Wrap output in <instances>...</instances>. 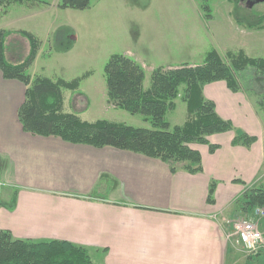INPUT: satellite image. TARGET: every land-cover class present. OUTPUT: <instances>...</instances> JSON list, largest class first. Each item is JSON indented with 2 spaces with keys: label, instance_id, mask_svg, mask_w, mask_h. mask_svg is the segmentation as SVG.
I'll list each match as a JSON object with an SVG mask.
<instances>
[{
  "label": "crops",
  "instance_id": "obj_1",
  "mask_svg": "<svg viewBox=\"0 0 264 264\" xmlns=\"http://www.w3.org/2000/svg\"><path fill=\"white\" fill-rule=\"evenodd\" d=\"M23 4H0V20L25 17L16 12ZM36 7L27 9H47ZM11 29L0 26L13 31L6 59L7 43L19 41L23 31ZM39 51L40 42L33 62ZM259 51L250 56L264 57ZM24 91L22 82L0 70V230L16 239L83 247L93 264H246L262 256L244 254L225 222L245 192L264 188V114L248 91L233 92L224 80L202 86L204 99L233 129L206 137L217 146L212 152L205 144L193 147L200 154L194 171L184 168L186 162L28 133L17 117ZM237 132L255 140L233 145Z\"/></svg>",
  "mask_w": 264,
  "mask_h": 264
},
{
  "label": "rangeland",
  "instance_id": "obj_2",
  "mask_svg": "<svg viewBox=\"0 0 264 264\" xmlns=\"http://www.w3.org/2000/svg\"><path fill=\"white\" fill-rule=\"evenodd\" d=\"M23 1L25 4L17 5L20 10L16 12L26 16L12 22L4 18L0 26L31 32L40 42L36 60L26 69L31 79L45 76L77 82L75 90L62 89L63 111L87 122L108 120L149 127L140 115L115 108L107 101L103 68L112 54L132 53L130 58L141 62L145 89L151 85L154 69L202 64L210 50L221 54L225 62V55L237 53L240 47L248 57L253 58L250 55H257L254 52L258 50L264 55V30L254 32L250 28L264 13V0L249 5L244 0H89L88 7L81 10L59 8V0ZM31 4L39 6L35 10L47 9L32 13L27 9ZM17 37L19 41L8 42L6 48L7 59L13 63L22 61L29 51L27 39ZM245 74L248 72H236L242 86L247 84ZM183 95L184 86H180L175 108L166 114L170 126L183 124L187 117ZM260 186L264 187V179ZM238 200L232 205L233 216L245 213ZM246 264H264V253Z\"/></svg>",
  "mask_w": 264,
  "mask_h": 264
},
{
  "label": "trees",
  "instance_id": "obj_3",
  "mask_svg": "<svg viewBox=\"0 0 264 264\" xmlns=\"http://www.w3.org/2000/svg\"><path fill=\"white\" fill-rule=\"evenodd\" d=\"M18 1L22 0H0V4L5 7ZM88 5L89 0H59L57 7L81 10ZM257 19L250 28H264V13ZM12 32L0 30V70L4 78L17 79L25 85L24 100L17 117L21 128L33 135L56 136L70 143L128 150L162 161L186 162L184 168L194 171L200 169V154L190 145L205 144L212 152L217 146L210 144L206 137L233 129L230 121L216 114L213 102L202 96L204 84L224 80L233 92L248 91L255 96V105L264 113V57L251 58L239 50L226 54L225 62L215 50H210L202 64L183 65L166 71L154 69L151 85L145 89L142 67L127 56L112 54L103 68L107 101L115 108L140 115L149 127H133L108 120L83 121L76 114L63 111L62 89L75 90V80L64 82L42 76L31 79L26 73L38 49V41L32 34L18 31L27 39L29 51L18 63L7 61L6 40ZM236 72H248L244 75H248L247 84H239ZM180 86H184L182 100L187 117L183 124L170 126L166 114L175 108L174 100ZM254 140L252 136L237 132L232 144L247 146ZM212 192L211 184L209 197ZM238 204L243 212L264 205V188L248 190ZM0 264L93 263L85 248L72 243L21 240L13 238L7 230H0Z\"/></svg>",
  "mask_w": 264,
  "mask_h": 264
},
{
  "label": "built area",
  "instance_id": "obj_4",
  "mask_svg": "<svg viewBox=\"0 0 264 264\" xmlns=\"http://www.w3.org/2000/svg\"><path fill=\"white\" fill-rule=\"evenodd\" d=\"M230 227L228 237H235L247 256L264 250V205L255 206L250 213L225 220Z\"/></svg>",
  "mask_w": 264,
  "mask_h": 264
},
{
  "label": "flooded vegetation",
  "instance_id": "obj_5",
  "mask_svg": "<svg viewBox=\"0 0 264 264\" xmlns=\"http://www.w3.org/2000/svg\"><path fill=\"white\" fill-rule=\"evenodd\" d=\"M252 1H253V0H244L243 2H244V4L249 5L250 2H252Z\"/></svg>",
  "mask_w": 264,
  "mask_h": 264
},
{
  "label": "water",
  "instance_id": "obj_6",
  "mask_svg": "<svg viewBox=\"0 0 264 264\" xmlns=\"http://www.w3.org/2000/svg\"><path fill=\"white\" fill-rule=\"evenodd\" d=\"M254 1H257V0H253L252 2H254ZM251 3V2H250Z\"/></svg>",
  "mask_w": 264,
  "mask_h": 264
}]
</instances>
